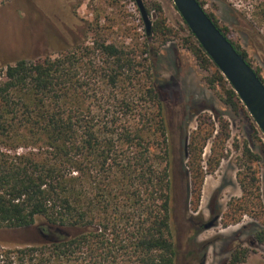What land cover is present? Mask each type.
<instances>
[{
  "label": "trees",
  "instance_id": "obj_1",
  "mask_svg": "<svg viewBox=\"0 0 264 264\" xmlns=\"http://www.w3.org/2000/svg\"><path fill=\"white\" fill-rule=\"evenodd\" d=\"M151 9L156 19L143 41L131 35L128 41L108 40L91 23L92 36L57 56L21 58L7 66L0 82V229H30L41 218V226L61 227L69 235L0 246V264H176L173 147L151 39L165 45L180 38L208 72L206 84L251 120L258 151L245 143L238 172L243 196L230 202L225 218L226 225L248 213L263 220L256 171L264 165L263 134L189 27L182 37L159 2ZM206 12L264 83L248 52ZM213 136L208 167L215 171L231 137L228 120L201 114L186 136L194 211L207 174L203 152ZM256 238L264 243V228ZM247 253L236 249L228 264L245 262Z\"/></svg>",
  "mask_w": 264,
  "mask_h": 264
},
{
  "label": "rangeland",
  "instance_id": "obj_2",
  "mask_svg": "<svg viewBox=\"0 0 264 264\" xmlns=\"http://www.w3.org/2000/svg\"><path fill=\"white\" fill-rule=\"evenodd\" d=\"M152 23L159 2L167 23L185 36V23L173 0H143ZM228 36L248 52V58L264 78V0H200ZM98 23L108 40H144L146 30L136 0H8L0 2V82L8 65L21 58L57 54L78 41L92 36L90 24ZM158 51L155 57L162 96L166 102L170 140L173 147L172 222L178 249L176 264H228L238 248H248L241 264H264V243L256 233L264 228L263 220L244 214L238 223L226 225L225 214L230 202L243 196L239 182V163L245 143L258 151L259 141L252 122L243 112L236 113L225 104L219 90L205 82L208 72L195 56L175 38L165 45L150 40ZM208 114L217 120L224 117L230 124L231 137L226 141L225 157L215 171L208 159L214 136L203 152L205 175L198 211L193 210L191 182L186 171V136L197 127V118ZM216 116V117H214ZM218 126V124H217ZM258 143V144H256ZM259 172L264 203V165ZM215 219L217 216H219ZM260 216V217H261ZM211 222L212 226L206 227ZM37 218L30 229H0V246L15 247L41 240Z\"/></svg>",
  "mask_w": 264,
  "mask_h": 264
},
{
  "label": "water",
  "instance_id": "obj_3",
  "mask_svg": "<svg viewBox=\"0 0 264 264\" xmlns=\"http://www.w3.org/2000/svg\"><path fill=\"white\" fill-rule=\"evenodd\" d=\"M183 21L199 44L238 94L249 114L264 136V83L255 69L238 52L229 38L217 27L198 0H173ZM147 33L152 20L143 0H136ZM218 216L215 218L217 219ZM211 222L206 227H210ZM40 239L52 242L69 232L61 227L40 226Z\"/></svg>",
  "mask_w": 264,
  "mask_h": 264
}]
</instances>
